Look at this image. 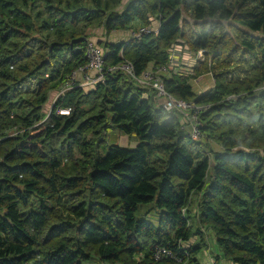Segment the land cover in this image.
<instances>
[{
    "label": "trees",
    "instance_id": "obj_1",
    "mask_svg": "<svg viewBox=\"0 0 264 264\" xmlns=\"http://www.w3.org/2000/svg\"><path fill=\"white\" fill-rule=\"evenodd\" d=\"M155 18L152 33L106 43V62L124 56L141 73L168 63L179 40L206 50L195 74L165 77L175 97L206 106L200 140L123 73L78 85L41 113L86 63L87 33ZM206 73L214 86L198 91L193 79ZM108 121L137 145L111 144L103 155ZM197 194L199 220L222 250L217 264L222 255L264 264V0H0V264L199 261L202 245L188 244ZM145 203L160 211L157 226L137 219ZM161 246L175 257L155 260Z\"/></svg>",
    "mask_w": 264,
    "mask_h": 264
},
{
    "label": "built area",
    "instance_id": "obj_2",
    "mask_svg": "<svg viewBox=\"0 0 264 264\" xmlns=\"http://www.w3.org/2000/svg\"><path fill=\"white\" fill-rule=\"evenodd\" d=\"M153 31H155L153 26L139 24L130 28V37L140 39L144 34L152 33ZM84 40L86 43V63L80 65L71 74L69 80L59 88V97L64 96L67 91L78 85L82 86V84H86L92 86L99 82H104L108 73H123L138 87L154 91V99L158 105H162L166 110H176L181 113L194 140H200L203 137L202 123L199 115L206 106L175 97L166 88L165 77L177 72L187 73V71L177 69L173 55H171V60L168 63L151 64L143 72L138 73L134 63L124 56L116 63H107V50L95 43L90 36L84 38ZM199 53L204 60L207 53L206 50L200 49ZM92 71H95L94 75H91ZM79 78L82 79V84ZM70 110V108H58V112L61 114H69ZM153 257L155 260L160 261L164 258H174L175 255L169 247L161 246L154 251Z\"/></svg>",
    "mask_w": 264,
    "mask_h": 264
},
{
    "label": "rangeland",
    "instance_id": "obj_3",
    "mask_svg": "<svg viewBox=\"0 0 264 264\" xmlns=\"http://www.w3.org/2000/svg\"><path fill=\"white\" fill-rule=\"evenodd\" d=\"M239 1H242V0H231L232 6H235ZM183 14L185 17H187V12L185 10H183ZM134 24H136V23H134ZM134 24H131L130 27L137 26ZM236 26L240 27L242 29V27L238 24L234 25L235 29H236ZM229 27H230V22H226L225 28L228 29ZM99 28L92 29L93 32L91 31L90 37H92L93 34L96 36H100L101 32H102L101 29L103 27L101 26V29H99ZM221 30H222V28H221ZM111 35H112V37H115V38H118V37L121 38L122 37L123 39H124V35H125L126 39L128 38V32L126 34L125 31H123V30L114 31ZM86 37H89V33H87ZM129 37H130V30H129ZM188 37H190V35H188ZM177 44L179 45V48H178ZM191 50L194 52V54L191 53ZM171 51H172V55L174 57V61L180 65L181 71H187V73H185L187 75H193V74H195V71L189 67H183L184 63H181V59H182V61H184V53L186 55H188L186 60L192 59V61H194V62L197 61V64H198V59L200 58L203 61V63L206 64V62L204 61L205 59L204 60L202 59V55L199 53V51H194L192 49V45L188 42V40H183V41L179 40L178 43L176 42L173 45ZM192 55H195L197 60H196V58L194 59L192 57ZM213 57H214V54L211 52L210 56H209V59L211 60V62H213ZM248 57H250V55ZM217 62L218 61L215 62V60H214V64L215 63L217 64ZM221 64H222V59H219L218 66H221ZM245 67H247L246 64H245ZM208 74L209 73L199 75L198 78H195L197 83H199V86L201 85V88H203V89H208L211 82L213 83V79H211V82L209 83V78H207ZM209 77L212 78V75L209 74ZM237 77H240V76L237 75ZM241 78H243V76H241ZM199 86H198V88H199ZM59 88L58 89H52L50 91V94L53 93V98L51 100V98L49 97L47 104H46V106H44L43 111H41V113H43V114L45 113V115H46V112H49V110L52 108V106H53L52 102H54V100L56 102V100L59 97ZM195 88L197 89V87H195ZM109 117H110V114H109ZM46 118L47 117H45V119ZM99 139L101 140V142L103 141L102 143H100V151H101V153H103V155L106 153L108 146L111 144H119V145H122L125 147L133 148L139 142L138 141L139 139H138L136 134H134V133L127 134V133L121 131L120 128H118L113 122H110V121H108L107 127L104 128L101 135L99 136ZM209 149L210 148H208V150ZM75 153L78 156H80V152L75 151ZM200 196H201L200 194H197L191 198L190 216H191L192 232H195V233H194L192 239L190 240V242H188V244H192V242H194L195 245L200 244V245H202L203 250H201V252H200V258H198L199 261H196V262H193L190 264H217V262H216L217 255L222 254V250L220 249V247L215 242L214 234H213L212 230L210 228L202 225V223L199 220V217H198V210H199L198 201L200 200ZM46 203L51 205V203L49 201H46ZM35 204L37 206H40V201L35 199ZM159 214H160V211L158 210V208L155 206L154 203H145V204L140 205L139 208L137 209L136 217L138 220H147V221L152 222L154 225L157 226ZM201 234H202V236H201ZM220 257H221V263L226 264V262H223L225 260L223 255ZM227 262H228V260H227ZM85 264H110V263H104L100 259L94 257V258H91L89 261H87Z\"/></svg>",
    "mask_w": 264,
    "mask_h": 264
},
{
    "label": "crops",
    "instance_id": "obj_4",
    "mask_svg": "<svg viewBox=\"0 0 264 264\" xmlns=\"http://www.w3.org/2000/svg\"><path fill=\"white\" fill-rule=\"evenodd\" d=\"M134 23H136V24H134ZM133 24L134 25H139V24H143L141 21H139V20H137V21H134L133 22ZM150 25L151 26H153V27H155V28H159V26H160V21H159V19H157V18H155V19H153L152 21H151V23H150ZM123 31H125V33L127 34V32H128V38L126 39V37H125V35H124V39L121 37H118V38H115V37H112V33L114 32H111V33H109V34H107V33H105L104 32V30H102V32H101V35L100 36H96V35H94L93 37H92V40L95 42V43H97L98 45H100V46H105V44L106 43H111V42H115V43H118V42H123V41H127L128 39H129V30H130V27H127L126 29H122ZM127 30V31H126ZM115 31H120V30H115ZM177 46H178V48H179V45L177 44ZM181 50V49H180ZM170 53H171V55H172V51H170ZM191 53H193L194 54V52L191 50ZM187 56L188 55H186L185 53H184V61H182V59H181V63H184V66L183 67H189V68H191V69H193L194 70V67H195V65L197 64V61H192V59H189V60H186V58H187ZM192 57L195 59L196 58V56L195 55H192ZM173 60H174V58H173ZM196 60H197V58H196ZM174 63H175V65L177 66V69L178 70H181L180 69V65L179 64H177L175 61H174ZM188 68V69H189ZM195 71V70H194ZM180 73V72H179ZM95 74V71H92L91 72V75H94ZM209 74H211V73H209ZM209 74L207 75L208 77L207 78H209V83L211 82V79H213V81H214V78L212 77H209ZM186 75V74H185ZM79 81L81 82V84L83 83V81H82V79L81 78H79ZM193 82H194V86L195 87H197V89L198 90H200V91H205V90H208V89H211V88H213V86H214V84L211 82V84L209 85V88L208 89H203V88H201V85L199 86V83H197V81L195 80V79H193ZM198 86H199V88H198ZM82 87H85L86 89L87 88H92V87H94V85H86V84H82ZM149 92H151L150 90H148ZM50 98H51V100H52V98H53V93H51L50 94ZM55 101V100H54ZM52 104H53V102H52ZM214 240H215V238H214ZM203 250V249H202ZM201 252V251H200ZM198 257V256H197ZM223 262H226V264H234V263H231L230 261H228L227 262V259H225ZM105 263V262H104ZM223 264H225V263H223Z\"/></svg>",
    "mask_w": 264,
    "mask_h": 264
}]
</instances>
